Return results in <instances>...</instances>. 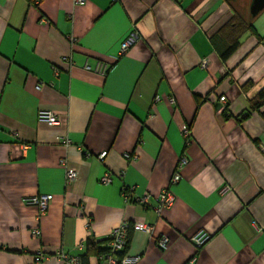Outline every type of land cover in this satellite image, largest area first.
<instances>
[{
  "label": "crops",
  "instance_id": "1",
  "mask_svg": "<svg viewBox=\"0 0 264 264\" xmlns=\"http://www.w3.org/2000/svg\"><path fill=\"white\" fill-rule=\"evenodd\" d=\"M252 2L0 0V264H32L37 252L63 264L59 253L103 246L125 221L153 228L129 232L123 254L137 264H264V104L252 108L264 87V5ZM234 11L256 34L223 63L218 32ZM131 32L138 41L121 55ZM40 110L58 125L39 123ZM164 190L174 202L158 212ZM36 195L53 197L42 215L24 202ZM200 231L210 239L197 248Z\"/></svg>",
  "mask_w": 264,
  "mask_h": 264
},
{
  "label": "built area",
  "instance_id": "2",
  "mask_svg": "<svg viewBox=\"0 0 264 264\" xmlns=\"http://www.w3.org/2000/svg\"><path fill=\"white\" fill-rule=\"evenodd\" d=\"M84 3V0H74V4L76 5H82ZM138 41V35L135 32H131L126 39L122 42L120 47V54H124L131 46H133ZM208 64V60H204L202 63V67H205ZM85 69L89 70V67H85ZM95 72L98 74L104 76L107 72V66L106 65H98L95 69ZM57 73V72H56ZM41 85H37L36 89L39 90ZM220 102L225 101V97L219 98ZM37 120L39 123L46 124L48 126H56L58 125L59 121L58 118L55 116V114L40 110L37 114ZM181 132L182 135L188 139L190 135V131L187 125L181 126ZM61 143H63L65 146L70 145V141L64 137L60 138ZM107 152L103 151L98 156L97 159L99 161H103V159L106 157ZM126 158L131 159L129 156H126ZM136 157H132V160H135ZM187 163V159L185 156H182L179 159L178 167L181 168ZM75 179V173L71 170L66 171L65 176V184L69 185L71 184ZM180 180V174L174 173L171 178V183H176ZM111 182L110 175L108 173H105L103 177L100 179V183L102 184H108ZM124 199L130 200L131 196L128 190L122 191ZM51 195H36L30 198L25 199V203L28 205H34L38 208L40 214L42 215L47 207L50 201L52 200ZM136 200L145 205H149L148 198L146 196L136 198ZM158 201V212L161 209H169L174 202V198L172 194L168 190H164L157 198ZM152 227L144 222H136V223H129V222H122L119 226L114 228L109 236L108 241L106 243L108 247V252L99 257L100 264H137L140 257L139 256H128L126 254H123L124 249L127 244V237L131 230L134 231H142L147 232L149 234L152 233ZM210 239V235L204 231H200L196 233L191 241L192 243L197 247L200 248L204 244H206ZM156 245L161 249H166L168 246V240L166 237L161 236L156 240ZM58 258L60 261H62L63 264H82L81 260L78 256L71 255L68 253H59ZM46 259V256L42 252H37L34 255V260L32 264H42L43 261ZM189 264H194V260H191Z\"/></svg>",
  "mask_w": 264,
  "mask_h": 264
},
{
  "label": "trees",
  "instance_id": "3",
  "mask_svg": "<svg viewBox=\"0 0 264 264\" xmlns=\"http://www.w3.org/2000/svg\"><path fill=\"white\" fill-rule=\"evenodd\" d=\"M35 1V0H30ZM246 33L255 35V31L251 24L247 23L239 14L235 11L230 20H228L218 32L220 39L225 40L223 46L221 44L216 45V50L218 52L221 62H226V60L237 50L240 45V40ZM221 47H223L221 49ZM250 83L245 87H249ZM244 87V88H245ZM264 104V87L260 89L256 96L252 99V108L258 109ZM261 117L264 119V112L261 113ZM129 237V234H128ZM127 237V241H128ZM108 238L104 240L103 246H99L93 240L88 239L85 243L86 252L82 256H78L82 264H87V258L89 253H94L98 257L105 255L108 252V247L106 245Z\"/></svg>",
  "mask_w": 264,
  "mask_h": 264
},
{
  "label": "rangeland",
  "instance_id": "4",
  "mask_svg": "<svg viewBox=\"0 0 264 264\" xmlns=\"http://www.w3.org/2000/svg\"><path fill=\"white\" fill-rule=\"evenodd\" d=\"M248 14H250V11H248ZM247 18H248V16H247ZM255 26L258 27V30L261 34L260 38H262L263 42H264V11L260 16H258V18L255 22ZM254 31H255V29H254Z\"/></svg>",
  "mask_w": 264,
  "mask_h": 264
},
{
  "label": "flooded vegetation",
  "instance_id": "5",
  "mask_svg": "<svg viewBox=\"0 0 264 264\" xmlns=\"http://www.w3.org/2000/svg\"><path fill=\"white\" fill-rule=\"evenodd\" d=\"M264 3V0H253L251 10L252 11H257L260 6Z\"/></svg>",
  "mask_w": 264,
  "mask_h": 264
},
{
  "label": "water",
  "instance_id": "6",
  "mask_svg": "<svg viewBox=\"0 0 264 264\" xmlns=\"http://www.w3.org/2000/svg\"><path fill=\"white\" fill-rule=\"evenodd\" d=\"M263 5H264V3L260 6V8H261ZM260 8H259V9H260ZM259 9H258V10H259Z\"/></svg>",
  "mask_w": 264,
  "mask_h": 264
}]
</instances>
